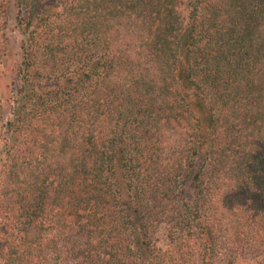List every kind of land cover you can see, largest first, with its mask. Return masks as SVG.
Here are the masks:
<instances>
[{
  "label": "trees",
  "instance_id": "obj_1",
  "mask_svg": "<svg viewBox=\"0 0 264 264\" xmlns=\"http://www.w3.org/2000/svg\"><path fill=\"white\" fill-rule=\"evenodd\" d=\"M14 6L0 264L264 261V0Z\"/></svg>",
  "mask_w": 264,
  "mask_h": 264
},
{
  "label": "rangeland",
  "instance_id": "obj_2",
  "mask_svg": "<svg viewBox=\"0 0 264 264\" xmlns=\"http://www.w3.org/2000/svg\"><path fill=\"white\" fill-rule=\"evenodd\" d=\"M8 5L7 26L5 31V40L8 45V55L6 59L0 63V104L2 107L3 122L9 117L10 107L12 104L13 84L16 81V69L18 64V45L20 36L15 29V6L14 0H6ZM160 244H163V236L160 237ZM237 264H264L262 257L252 260L247 255L246 249L238 253Z\"/></svg>",
  "mask_w": 264,
  "mask_h": 264
}]
</instances>
